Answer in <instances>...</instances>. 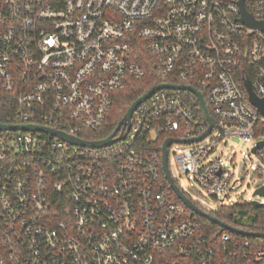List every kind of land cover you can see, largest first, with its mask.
Wrapping results in <instances>:
<instances>
[{
    "label": "built area",
    "instance_id": "2783aa9c",
    "mask_svg": "<svg viewBox=\"0 0 264 264\" xmlns=\"http://www.w3.org/2000/svg\"><path fill=\"white\" fill-rule=\"evenodd\" d=\"M239 1L0 0V92L13 116L0 123L102 139L82 134L106 122L129 77L151 68L154 85L202 95L210 132L172 142L168 159L223 203L239 179L214 155L219 145L237 136L264 164V114L244 84L264 97V29L241 19ZM242 6L264 22V0ZM207 127L194 92L161 87L105 146L0 130V264H264V237L205 228L162 177L164 140Z\"/></svg>",
    "mask_w": 264,
    "mask_h": 264
},
{
    "label": "water",
    "instance_id": "95a60500",
    "mask_svg": "<svg viewBox=\"0 0 264 264\" xmlns=\"http://www.w3.org/2000/svg\"><path fill=\"white\" fill-rule=\"evenodd\" d=\"M241 5V10H242V20L249 24V25H256L264 29V22H256L252 19L251 15L247 13L243 6H242V0L239 1ZM244 84L246 86V89L248 91V96L249 100L258 107L259 111L264 114V97L258 98L251 90L250 83L248 79H245ZM161 87H173V88H181V89H188L192 92H194L199 100L200 103L203 107V110L205 112L206 119L208 121V127L207 129L201 133L198 136L191 137V138H173V137H168L164 140L162 147H161V167L162 171L164 173V177L170 187V189L174 192V194L193 212L198 214L199 216L205 218L206 220L217 224L223 228H226L227 230L235 233V234H240L242 236H250V237H264V231H252V230H244L242 228H238L236 226L230 225L218 217L214 216L213 214L204 211L200 207H198L194 202H192L183 192L182 190L178 187V185L175 183L173 178L170 175L169 169H168V146L172 142H191V141H198L202 139L204 136H206L210 130H211V119L210 116L208 115L206 108L204 106V101L202 99V95L200 94L199 91H197L195 88L189 85H184V84H178V85H173V84H168V83H159L154 86H152L150 89H148L146 92L138 96L127 108L121 119L118 121L117 125L115 126L113 132L109 134L107 137L99 139V140H84L79 137H74L65 134L64 132L54 130L42 125H35V124H1L0 123V130L3 129H26V130H43L46 132H49L51 134H55L60 136L61 138L67 140L70 143L77 144V145H82V146H88V147H101L105 146L109 143H111L114 139L112 138L115 132L119 129V127L123 124H128L129 123V118L131 116L132 111L135 109V107L143 101L145 98L151 95L156 89H159ZM261 145V142H258L257 147ZM256 147H254L252 150L254 151ZM253 194H259L261 196H264V184L255 188L253 191ZM252 205L254 206H260L262 205L261 202L257 200H252L251 201Z\"/></svg>",
    "mask_w": 264,
    "mask_h": 264
},
{
    "label": "rangeland",
    "instance_id": "374dc122",
    "mask_svg": "<svg viewBox=\"0 0 264 264\" xmlns=\"http://www.w3.org/2000/svg\"><path fill=\"white\" fill-rule=\"evenodd\" d=\"M203 143V142H202ZM249 144L237 136L226 139L217 147L214 155L220 156L227 167H232L235 178L239 179L235 188L223 203L205 195L204 191L191 179L181 175L172 154L169 155V172L175 183L196 205L208 211H215L222 204H232L242 198L246 202L257 200L264 205V196L253 194L254 189L264 184V164L257 154L248 156ZM264 240L261 239L260 241Z\"/></svg>",
    "mask_w": 264,
    "mask_h": 264
},
{
    "label": "trees",
    "instance_id": "16d2710c",
    "mask_svg": "<svg viewBox=\"0 0 264 264\" xmlns=\"http://www.w3.org/2000/svg\"><path fill=\"white\" fill-rule=\"evenodd\" d=\"M137 48L134 51L135 58L137 60L147 59L145 52L141 50L137 51ZM158 81L159 77L153 73L151 68H147V72L143 77H129L125 86L116 92L114 103L106 122L96 130L83 133L82 136L93 139L104 138L110 134L129 105ZM6 99V94L0 92V121L6 120L8 116L13 117L10 114V105L6 103ZM162 177L164 179V176ZM212 213L214 216L228 224L240 226L253 231L264 230V205L254 206L250 202H234L232 204L221 205ZM237 213H247L248 216L244 221H242L241 218L236 217ZM200 220L203 222L205 228H211L213 230L218 228L216 224L206 220L205 218L200 217Z\"/></svg>",
    "mask_w": 264,
    "mask_h": 264
}]
</instances>
